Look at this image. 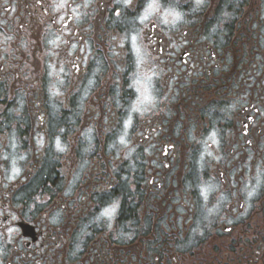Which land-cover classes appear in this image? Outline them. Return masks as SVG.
Masks as SVG:
<instances>
[{"label":"flooded vegetation","instance_id":"flooded-vegetation-1","mask_svg":"<svg viewBox=\"0 0 264 264\" xmlns=\"http://www.w3.org/2000/svg\"><path fill=\"white\" fill-rule=\"evenodd\" d=\"M0 264H264V0H0Z\"/></svg>","mask_w":264,"mask_h":264},{"label":"rangeland","instance_id":"rangeland-1","mask_svg":"<svg viewBox=\"0 0 264 264\" xmlns=\"http://www.w3.org/2000/svg\"><path fill=\"white\" fill-rule=\"evenodd\" d=\"M151 80V77L146 78V80H144L145 83L149 84Z\"/></svg>","mask_w":264,"mask_h":264}]
</instances>
